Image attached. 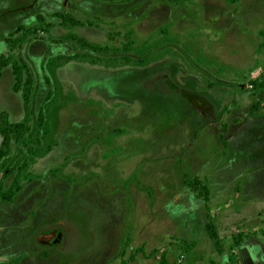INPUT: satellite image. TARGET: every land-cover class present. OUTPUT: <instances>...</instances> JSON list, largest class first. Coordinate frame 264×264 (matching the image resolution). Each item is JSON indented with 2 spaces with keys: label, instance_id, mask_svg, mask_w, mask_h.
<instances>
[{
  "label": "rangeland",
  "instance_id": "1",
  "mask_svg": "<svg viewBox=\"0 0 264 264\" xmlns=\"http://www.w3.org/2000/svg\"><path fill=\"white\" fill-rule=\"evenodd\" d=\"M30 1L0 39V264H264V0Z\"/></svg>",
  "mask_w": 264,
  "mask_h": 264
},
{
  "label": "flooded vegetation",
  "instance_id": "2",
  "mask_svg": "<svg viewBox=\"0 0 264 264\" xmlns=\"http://www.w3.org/2000/svg\"><path fill=\"white\" fill-rule=\"evenodd\" d=\"M30 5V0H0V39L4 33L9 31L8 29L14 24L15 19L18 21L23 18L22 16L29 11ZM38 5L36 4V6ZM0 44L3 48L2 42ZM48 234L50 238L46 240L47 244H52L58 249H65L67 239L63 238L62 233L59 234L58 230H52Z\"/></svg>",
  "mask_w": 264,
  "mask_h": 264
},
{
  "label": "trees",
  "instance_id": "3",
  "mask_svg": "<svg viewBox=\"0 0 264 264\" xmlns=\"http://www.w3.org/2000/svg\"><path fill=\"white\" fill-rule=\"evenodd\" d=\"M15 90H18V88H17V84L15 85ZM0 131L3 133V135L5 134V132H4V127L2 126L1 123H0Z\"/></svg>",
  "mask_w": 264,
  "mask_h": 264
}]
</instances>
